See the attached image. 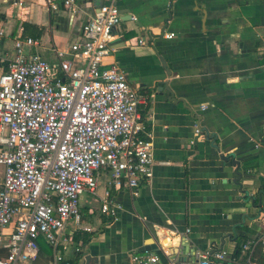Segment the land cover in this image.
<instances>
[{
  "label": "crops",
  "instance_id": "obj_1",
  "mask_svg": "<svg viewBox=\"0 0 264 264\" xmlns=\"http://www.w3.org/2000/svg\"><path fill=\"white\" fill-rule=\"evenodd\" d=\"M55 2L54 12L47 0H0V76L15 58L16 39L38 40L31 52L57 67L54 49L81 41L103 4L76 0L70 10ZM119 8L122 22L105 63L117 64L147 99L139 110L154 136V176L134 197L126 187L113 189L102 170L98 195L112 191L120 218L101 214L98 198L85 192L82 222L67 226L62 256L133 264L132 255L158 253L160 238L190 228L183 258L223 250L247 264L264 246V0H122ZM239 238L242 253L234 258ZM29 264L56 263L52 252Z\"/></svg>",
  "mask_w": 264,
  "mask_h": 264
},
{
  "label": "built area",
  "instance_id": "obj_2",
  "mask_svg": "<svg viewBox=\"0 0 264 264\" xmlns=\"http://www.w3.org/2000/svg\"><path fill=\"white\" fill-rule=\"evenodd\" d=\"M55 1L47 0L54 12ZM60 1L75 9L76 0ZM121 1L103 0L83 26L82 40L69 51L54 49L57 67L31 52L38 40H15V58L0 76V264L35 262L40 240L56 264H70L61 249L70 244L69 222H82L85 192L98 198L101 214L113 222L120 218L122 206L112 191L98 195L100 172L110 173L113 189L126 187L134 197L154 176V136L139 110L147 99L117 64L105 63L122 22ZM190 234L187 228L172 240L160 238L158 253L134 254L132 263L237 264L223 250L183 258ZM247 264L255 263L250 258Z\"/></svg>",
  "mask_w": 264,
  "mask_h": 264
},
{
  "label": "trees",
  "instance_id": "obj_3",
  "mask_svg": "<svg viewBox=\"0 0 264 264\" xmlns=\"http://www.w3.org/2000/svg\"><path fill=\"white\" fill-rule=\"evenodd\" d=\"M6 71H9L8 68L6 67ZM244 239L239 238V244L237 245L234 253V258H237L241 255L242 253V244ZM88 241H86L87 243ZM40 256H43V254H46L50 257H52V249L51 247L44 241L40 240ZM82 258V254L80 253L79 255L76 256L75 259H73L70 264H79V260ZM256 264H264V246L261 244H258L257 247L255 248L254 255H253V260ZM233 264V263H232Z\"/></svg>",
  "mask_w": 264,
  "mask_h": 264
},
{
  "label": "water",
  "instance_id": "obj_4",
  "mask_svg": "<svg viewBox=\"0 0 264 264\" xmlns=\"http://www.w3.org/2000/svg\"><path fill=\"white\" fill-rule=\"evenodd\" d=\"M223 160L227 161L228 159L227 158H223ZM229 161V160H228ZM232 163H233V166H236V167H240V163L237 162L236 160H232ZM253 203H254V199H252ZM224 247V245L222 246V248ZM157 247L156 246H153L152 248H148V251H150L151 249H156ZM93 257L91 255L87 256L86 257V262L87 264H89L91 261H93Z\"/></svg>",
  "mask_w": 264,
  "mask_h": 264
},
{
  "label": "rangeland",
  "instance_id": "obj_5",
  "mask_svg": "<svg viewBox=\"0 0 264 264\" xmlns=\"http://www.w3.org/2000/svg\"><path fill=\"white\" fill-rule=\"evenodd\" d=\"M85 198H87V195H84V196H83L82 203H83V201L85 200ZM70 222H72V221H70ZM70 222H69V224H70ZM69 224H68V225H69ZM72 224H73V223H72ZM229 251H230V250H229Z\"/></svg>",
  "mask_w": 264,
  "mask_h": 264
}]
</instances>
